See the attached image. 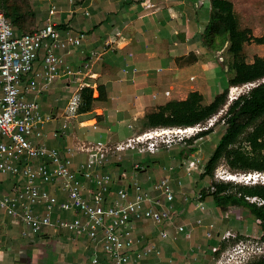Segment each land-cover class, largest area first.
I'll use <instances>...</instances> for the list:
<instances>
[{
    "label": "crops",
    "instance_id": "1",
    "mask_svg": "<svg viewBox=\"0 0 264 264\" xmlns=\"http://www.w3.org/2000/svg\"><path fill=\"white\" fill-rule=\"evenodd\" d=\"M229 1L234 4L243 29L236 11L240 0ZM30 3L36 13V29L45 24L50 3L48 0H30ZM55 4L58 9L55 21L64 30L86 33V38L80 46L55 49L63 64L78 72L76 76L58 77L47 89L28 94L29 99L39 102L44 116H51L42 136L32 138L36 146L46 145L65 153L67 148L77 149L88 141L114 145L154 129L148 125L147 116L166 103L184 100L193 91H199L209 101L227 87L233 76L224 73L229 69L225 59L221 61L230 42L219 45L221 42L210 40L208 35L212 0H55ZM62 34L65 36V31ZM45 53L42 48L35 69L41 67ZM84 87L93 90L90 110L79 111L69 120L68 129L55 135L67 121L65 114L72 95ZM191 140L178 143L179 147L169 155L160 150L153 154L122 151L118 156H110L99 169L111 175L113 193L126 189L132 198L135 195L132 184L140 182L145 191L161 199L162 204L156 206L158 210L167 202L162 192L154 188L155 183L167 177L175 193L171 219L162 225L144 220L136 227V234L144 233L146 239L135 250L155 243L161 255H151L138 262L132 254L129 264H213L212 248L222 243L225 233L239 230L240 224L252 221L242 215L233 220L212 195L204 197L205 210L197 207V193L209 188H196L197 180L203 177L200 174L206 169L198 168L188 175L187 168L194 160L207 165L218 141L211 149L210 143L207 147L204 142L193 144L198 138ZM87 158L86 152L76 150L73 166ZM42 161L37 159L33 164L37 167ZM136 165L142 168L137 169ZM25 183L26 178L21 174H0V197H17ZM37 184L58 199L51 210L46 205L34 209L40 215L50 213L52 223L34 234L21 219L0 208V264H19V261L27 264L28 259L31 264H87L94 254L107 259L101 242L92 241L87 235L78 237L60 227L61 220L86 219L75 209L60 207L67 198L62 179L49 183L38 179ZM83 184L85 198L93 202L94 184L86 179ZM186 194L189 201L184 199ZM198 219L203 223L198 224ZM181 225L185 227L183 233L177 231ZM160 229H166L169 237L160 238ZM208 231H212L211 237L207 236Z\"/></svg>",
    "mask_w": 264,
    "mask_h": 264
},
{
    "label": "built area",
    "instance_id": "2",
    "mask_svg": "<svg viewBox=\"0 0 264 264\" xmlns=\"http://www.w3.org/2000/svg\"><path fill=\"white\" fill-rule=\"evenodd\" d=\"M48 1L50 8L45 24L22 34L16 33L12 22L0 9V174H21L26 178L24 189L17 197H0V208L8 215L21 219L34 234H39L45 227L51 225L52 218L50 213L44 215L36 213L35 207L46 205L48 210H51L58 203V199L49 191L42 189L37 180L42 179L43 182L49 183L62 179V189L67 198L60 203V207L63 210L75 209L86 219L77 217L73 220H61L60 227L78 237L87 235L92 241L101 242L106 254L107 259L94 254L87 264H129L132 254L138 262L151 255L159 256L162 251L155 243H148L135 250L136 245L146 239L144 233L136 234V227L144 220L162 225L171 219L175 193L169 178H162L154 185L156 190L162 192L167 202L163 209L158 210L156 206L162 204L161 199L145 191L140 182H133L135 195L132 198L126 189H118L113 193L110 188L111 175L101 173L99 169L110 156H118L122 151L137 150L142 154H153L161 149H169L175 144L200 138L202 132L216 125L215 116L192 126L154 128L114 145L103 141H88L81 143L77 149L67 148L65 153L46 145L36 146L32 138L42 136V131L51 116H44L39 102L36 99H29L28 94H38L47 89L58 77L76 76L78 72L64 65L55 49L80 46L86 38L84 32L75 34L70 30H64L62 24L55 21L58 10L55 0ZM64 31L65 36L62 34ZM42 48L46 50L45 57L41 67L35 69ZM31 73L32 77L27 79ZM256 84L244 85H251L250 90ZM235 88L238 86L230 89ZM233 96L230 97L231 102L240 95ZM82 104L83 96L80 89L72 95L65 114L67 121L55 135L68 129L69 120L78 115ZM76 150L86 152L88 158L85 162L73 166L72 157ZM37 159L43 161L35 167L33 162ZM136 168L142 167L136 165ZM198 168L205 171L206 166L200 167L199 161L190 162L187 174L191 175ZM85 179L95 186L93 202L86 199L83 194ZM241 179L247 184H264V172L245 174ZM225 180L231 179L227 177ZM209 187L214 190L212 184ZM184 199L189 201L190 196L186 194ZM249 199L259 205L264 203L257 197ZM108 201L109 205H106ZM196 201L200 210L206 209L202 191L197 193ZM197 223L202 224V219H198ZM177 231L183 233L185 227L181 225L177 227ZM169 234L166 229L159 231V237L162 239L168 238ZM207 236L211 237L212 231H208ZM236 236L228 231L221 242H229ZM221 246L222 243L212 248L214 254L222 250ZM241 252L245 251L242 249ZM245 261L240 264H244Z\"/></svg>",
    "mask_w": 264,
    "mask_h": 264
},
{
    "label": "trees",
    "instance_id": "3",
    "mask_svg": "<svg viewBox=\"0 0 264 264\" xmlns=\"http://www.w3.org/2000/svg\"><path fill=\"white\" fill-rule=\"evenodd\" d=\"M0 9L12 22L16 32L25 33L34 29L37 18L30 0H0ZM249 33V29L240 28L234 4L231 1L212 0L208 35L210 40L215 38L221 42L219 45L230 42L227 50L233 55V62L229 67V71H233V76L229 79V87L248 83L257 84L247 93L238 96L229 104L227 110L223 111L221 121L225 124L224 132L207 162L203 176L213 177L222 159H226L231 170L264 172V57L258 56L251 63L244 59L242 53L244 45L254 39ZM254 40L258 43L264 42L263 38ZM228 91L229 88L225 89L208 104L204 103L205 98L202 93L190 92L186 99L170 101L160 107L159 111L149 114L147 123L155 128L192 126L205 122L224 108ZM82 96L83 104L80 111H88L94 100L92 88L84 87ZM212 129L202 132L199 137L208 134ZM242 141L248 144L249 149H243ZM212 185L214 190L209 187L203 192L204 197L212 195L223 209L228 206L247 205L259 220V226L264 232V203L259 205L249 199L257 197L264 201V184H240L234 181L213 180ZM262 238L264 240V235ZM248 264H264V254Z\"/></svg>",
    "mask_w": 264,
    "mask_h": 264
},
{
    "label": "rangeland",
    "instance_id": "4",
    "mask_svg": "<svg viewBox=\"0 0 264 264\" xmlns=\"http://www.w3.org/2000/svg\"><path fill=\"white\" fill-rule=\"evenodd\" d=\"M240 3L237 5V13L239 15L240 23L243 29H249L252 37L255 38H263L264 39V0H240ZM36 26V25H35ZM35 28V27H34ZM33 30V29H32ZM252 39V41L245 43L243 48V56L244 59L251 63L255 60L256 57H264V42L258 43L256 40ZM224 57L221 58V61H224L227 63V68L229 69L230 64L233 62V55H231L228 50H225L223 52ZM225 74L233 75V71L224 70ZM226 75L227 77H229ZM251 87V85H249ZM249 86L247 85H241L238 86V88L230 89L229 83L227 85V88H229L228 91V98L227 103L224 106V108L214 117L216 121V125L213 127V132H210L209 135L202 136L198 138L197 142H194L193 144H197L198 142H204L206 145L211 144V149L214 146L216 141H219V138L221 137V132L223 131V128L225 124L221 121L223 111L227 110L229 104L231 103L230 97H234L233 95H241L244 93H247L249 90ZM236 87V86H234ZM224 89V90H225ZM223 90V91H224ZM222 91V92H223ZM232 91V93H231ZM214 92V91H213ZM212 93V92H211ZM212 95V94H211ZM210 98V97H208ZM213 95L209 99L211 102L213 100ZM206 99L204 100L205 104L210 103ZM205 140L207 142H205ZM243 140V139H242ZM248 144L246 145L245 142L242 141V147L243 149H249ZM178 146L174 145V147L170 150L167 149H161L160 152H162L164 155L171 154V150H175ZM208 147V145H207ZM206 166V164H201L200 167ZM205 169V168H204ZM258 171H241V170H231L226 159H222L219 164L217 165L214 176L203 178L199 177L197 180V186L196 188H199V190L207 189L208 186L212 184V181H234V183H240V184H247L244 182L241 177L243 175H248L249 173H254ZM201 173L200 175H203ZM233 176L235 180H225L227 177ZM206 177V176H205ZM250 184V183H249ZM225 211L228 212L229 215L232 216V219H238L241 215L247 218L246 216L250 217V220L245 225H239L240 231L237 229H234L232 233L237 235L235 238L230 240L229 242H222L223 247L221 246L222 250L219 251V254H214L213 258V264H240V262H244L245 260L248 261L245 263L248 264L255 258L261 256L264 254V240L262 236L264 235V232L261 230L259 226V220L256 219V217L253 215L251 210L247 205H241V206H228ZM233 214L235 217H233ZM235 227V225H234ZM242 249L245 251L242 253ZM251 254L248 256V254ZM245 255L248 257L245 258ZM243 258V259H242ZM23 261V260H22ZM237 261V262H236ZM239 261V262H238ZM244 263V264H245Z\"/></svg>",
    "mask_w": 264,
    "mask_h": 264
},
{
    "label": "water",
    "instance_id": "5",
    "mask_svg": "<svg viewBox=\"0 0 264 264\" xmlns=\"http://www.w3.org/2000/svg\"><path fill=\"white\" fill-rule=\"evenodd\" d=\"M19 264H22V262L19 261ZM27 264H31V259H28V260H27Z\"/></svg>",
    "mask_w": 264,
    "mask_h": 264
},
{
    "label": "bare ground",
    "instance_id": "6",
    "mask_svg": "<svg viewBox=\"0 0 264 264\" xmlns=\"http://www.w3.org/2000/svg\"><path fill=\"white\" fill-rule=\"evenodd\" d=\"M233 90V89H232ZM232 93V92H231ZM233 176H230V179L232 180ZM235 179V178H234Z\"/></svg>",
    "mask_w": 264,
    "mask_h": 264
},
{
    "label": "clouds",
    "instance_id": "7",
    "mask_svg": "<svg viewBox=\"0 0 264 264\" xmlns=\"http://www.w3.org/2000/svg\"><path fill=\"white\" fill-rule=\"evenodd\" d=\"M233 180H234V178H233Z\"/></svg>",
    "mask_w": 264,
    "mask_h": 264
}]
</instances>
